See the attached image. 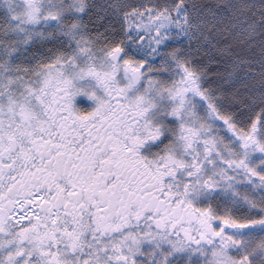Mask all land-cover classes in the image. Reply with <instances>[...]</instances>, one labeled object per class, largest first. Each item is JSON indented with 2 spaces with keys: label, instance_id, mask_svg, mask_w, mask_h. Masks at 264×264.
<instances>
[{
  "label": "snow or ice",
  "instance_id": "snow-or-ice-1",
  "mask_svg": "<svg viewBox=\"0 0 264 264\" xmlns=\"http://www.w3.org/2000/svg\"><path fill=\"white\" fill-rule=\"evenodd\" d=\"M0 264H264V0H0Z\"/></svg>",
  "mask_w": 264,
  "mask_h": 264
}]
</instances>
